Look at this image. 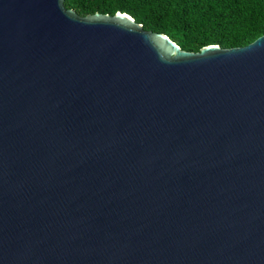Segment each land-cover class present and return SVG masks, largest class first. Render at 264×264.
<instances>
[{"label": "water", "instance_id": "1", "mask_svg": "<svg viewBox=\"0 0 264 264\" xmlns=\"http://www.w3.org/2000/svg\"><path fill=\"white\" fill-rule=\"evenodd\" d=\"M64 1L0 0V264H264V35Z\"/></svg>", "mask_w": 264, "mask_h": 264}, {"label": "trees", "instance_id": "2", "mask_svg": "<svg viewBox=\"0 0 264 264\" xmlns=\"http://www.w3.org/2000/svg\"><path fill=\"white\" fill-rule=\"evenodd\" d=\"M79 16L122 12L182 50L243 47L264 35V0H65Z\"/></svg>", "mask_w": 264, "mask_h": 264}]
</instances>
